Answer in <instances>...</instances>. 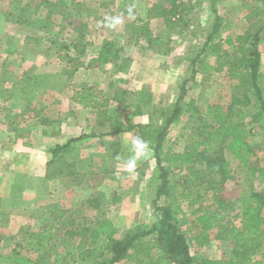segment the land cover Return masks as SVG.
Wrapping results in <instances>:
<instances>
[{
    "label": "rangeland",
    "instance_id": "1",
    "mask_svg": "<svg viewBox=\"0 0 264 264\" xmlns=\"http://www.w3.org/2000/svg\"><path fill=\"white\" fill-rule=\"evenodd\" d=\"M157 1L160 0H24L19 6H16L15 2L11 0H0L1 40L3 43H10V45L12 43L14 48L17 47L16 55H24L27 59L23 64L19 63V65L11 67L10 74L13 71V74L19 79L18 83H22L21 78L28 71L35 78L37 84L49 87L47 91L40 93L39 102L44 107L40 120L33 117L31 112H27L22 117L23 126L27 131L31 129L29 131L31 133L33 129L34 136L39 133L33 139L30 138L34 147H3V151L11 152V154H24L22 156L25 157L26 161L19 162V166L16 165L19 168L17 172L24 171L30 175L29 179L34 178V182L37 181L35 178L39 175L43 176L44 181L41 182L38 179L37 185L23 195L27 200L24 199L25 202L22 204L17 203L18 206L10 214H3V239L0 244V253L17 249L33 258L38 256L36 234L39 228L44 225L41 221L43 216L49 220L50 209L47 211L44 208L45 206L48 207V203H54L57 206L55 211H57L56 216L59 218L53 222L58 220L62 223L67 222L68 229L75 227L79 230L85 222H89L88 220L95 215L104 214L111 218L119 228L118 236H123L126 232L141 230L144 224L154 220L151 199L154 195L155 183L150 179L159 173V169L152 151L150 150V155L147 158H141L137 162L135 174L123 171L124 163L132 155L129 149L130 141L135 138L134 134H110L97 139H85L78 151L66 156L57 162L55 167L48 170L44 163L46 162V153H48L47 147H37V141L43 140V134L35 128H42V122L48 118V113H56L60 125H63V122H72L73 117L82 121L86 117V121L93 124L94 112L84 111L72 99L73 89L79 84H92L96 88H101L108 100L107 106L112 107L111 113L122 117L123 120L129 118L133 124L148 119V113L135 117H131V113L136 105L142 103L150 93L155 92L158 95L155 99L158 101V106L171 104L179 94L180 82L185 76L188 77L190 71L189 62L185 59L180 61V57L194 55L212 30L214 14L211 12V6L213 1L218 14L223 18V25L230 24L229 28H221L214 38L213 42L221 44L222 47H227L225 46L226 38L244 33L254 21L261 20L264 23V0H192L193 3L196 1L199 3L196 2V7L189 14L188 19L182 21L179 18H173L174 22L178 24L176 29L170 30L165 25L167 32L164 29L162 33H159L162 27L160 25L154 26L155 36L169 40L166 53L149 51L146 49V44L132 46L128 42V37L134 33L133 30H135L138 22L128 17V6L134 5V10L139 11L138 14L135 13V16H143L141 13L146 12L147 7L157 3ZM164 1L167 3L166 0ZM175 1L176 3L180 2V0ZM182 1L188 2L189 0ZM17 9L22 10L21 15L23 17H20L21 20L5 17L8 12ZM115 15H122L123 23L115 28L105 26V17ZM76 18L79 21L76 22L77 24H70L65 29L61 28L65 23L69 24L67 22H75ZM24 20L27 23L23 22ZM63 20L65 23L61 22ZM75 25L81 28V32L84 33L82 36L74 28ZM24 28L26 29L24 30ZM35 28L44 29L45 32H47L46 29H50L48 30L50 32L53 29L59 31V35L63 38L62 42L66 44H70V40L76 41L79 36L82 37L80 46H84L86 54L81 57L79 62L71 63L62 59V55H58V47L49 41L53 40L51 35L27 33L30 29L34 30ZM8 33H13L16 39L9 42L10 34L7 35ZM38 37L44 38L45 41H37ZM103 39L113 41L115 48L120 51L121 57L119 61H110L103 67L96 64L90 66L91 59L96 58ZM22 42L28 45L27 50L24 46L21 47ZM34 45L38 47V52L32 48ZM259 48L264 69V40L260 42ZM232 49L234 48L229 47L230 51ZM61 53L64 54V51ZM213 53L214 51L210 48L207 50L206 57L211 62L215 59ZM71 55L76 57L74 51H71ZM18 62L20 61L15 62V64ZM119 63L120 65L123 64V69H119ZM163 63H165L163 65L164 70L161 68L160 71H156V67L158 68L159 65L162 67ZM71 70H75L72 77L68 76L70 73L67 72ZM197 78L201 79L202 77L199 75ZM235 84L234 81L231 82L226 77L225 73H212L203 86L193 84L190 86L189 97H197L201 104L208 102L228 104L233 100L235 101L232 94V88ZM246 92L245 88L240 89V101L245 99L244 94ZM247 93L250 96V101L245 106L248 112V120L252 122V126L258 135L255 137L258 146L256 159L259 166L264 169V129L261 128L264 119L261 115L255 116L258 113V104L251 90ZM1 102L5 108L3 109V118L12 109L18 114L22 112L17 100L0 98V106ZM152 102L155 104L154 101ZM150 104L145 106V111L150 109ZM64 115H66L65 119H63ZM188 120V114L184 113L181 122L172 128L168 136V147L176 150L182 149L188 132L181 127ZM56 122L58 123V121ZM83 123L81 122L84 126ZM107 125L104 123L99 130L106 131ZM91 126L93 127V125ZM77 128H79L78 124ZM90 130L92 129H88L87 134L94 132ZM36 137H40V139L37 140ZM35 149H38L42 162H37L34 159L36 155L32 150ZM223 157L224 161L227 162L225 167L229 178L231 177L225 183L227 196L237 195L246 189L264 191V173L260 174L256 171L249 174L231 152L226 151ZM6 163V160L3 161L4 177L14 174L10 171H4ZM63 163L64 166H68V163L71 164L69 166H72L73 175L66 176L60 171V165ZM77 171L79 175H75ZM24 178L20 179L19 185L24 183L22 182ZM8 190L9 188L3 187V196L7 195ZM95 192L100 195L101 204H104V207L98 212L91 210L90 206L86 204V200ZM114 194L122 197L120 203H112ZM4 204V210L10 209L9 203ZM191 211V207L182 205L178 209L177 220L187 235L192 254L197 260L196 264H199V260L202 258H220L227 255L232 247L230 239L220 240L216 239L214 235H210V239L202 236L201 231L196 226L195 217L190 214ZM7 218L8 226L4 227ZM235 221L238 222V219L235 218ZM75 237L74 239L66 234L64 229L62 237L56 240L57 244L46 250L45 261L48 264H56L58 256L65 252L74 251L73 245L76 244L74 242H78L79 238ZM156 251L154 249V256H157ZM133 263V259L127 258L126 261L117 264Z\"/></svg>",
    "mask_w": 264,
    "mask_h": 264
},
{
    "label": "trees",
    "instance_id": "2",
    "mask_svg": "<svg viewBox=\"0 0 264 264\" xmlns=\"http://www.w3.org/2000/svg\"><path fill=\"white\" fill-rule=\"evenodd\" d=\"M166 1L167 6L164 0L154 3L148 9L147 16L148 19L162 18L170 30L176 29L178 25L173 18L182 21L188 19L197 2ZM214 5L213 1L211 12L214 19L207 39L194 55L180 57V61L185 59L189 62L190 71L188 77L185 76L180 82L177 98L168 106H158L153 104L154 100L149 94L142 101L145 103L137 104L131 113V117L148 113L146 122L133 124L129 118L123 120L122 117L115 116L107 106L106 96L93 85L79 84L73 89L72 99L75 103L92 110L104 123L109 124L111 131L99 134V137L132 133L135 137L140 136L149 142L159 169V173L150 179L155 183L151 199L154 220L144 224L141 230L126 232L123 236H118L119 228L104 214L95 215L79 230L75 227L68 229L67 222H53L59 218L55 211L57 206L48 203V207H43L47 211L50 209L49 220L43 216L41 221L44 225L36 234L38 256L33 258L12 249L7 253H0V264H48L45 261L46 250L57 244L56 240L62 237L64 229L72 238H79L78 242H74V251L58 256L56 264H117L127 258L133 259V264H196L197 260L192 254L187 235L177 220V212L182 205L192 208L190 214L195 217L196 226L202 236L210 239V235H214L216 239H230L232 242L227 255L220 258H202L199 264H264V191L246 189L237 195L227 196L225 183L231 177L229 178L225 167L227 162L223 157L226 151L231 152L249 174L256 171L264 173L256 159L258 146L255 137L258 135L252 122L248 120L245 107L250 101L247 92L251 90L258 104V113L255 116L261 115L264 119V69L259 48L260 42L264 40V23L261 20L254 21L244 33L226 38L227 47H222L221 44L213 42L214 38L221 28H229L230 24L223 25V18ZM20 17L18 21L21 20ZM135 19L141 23L134 31L135 38H145L155 52L166 53L169 40L164 41L154 36L150 31L149 21L138 17ZM77 20L76 18L75 22H67L69 24L63 20L61 22L65 25L61 28L77 24ZM23 22L27 23L25 20ZM74 28L80 36L84 34L80 27L75 25ZM59 34V31L54 30L49 34L53 40L47 37L51 44L58 47V55L61 54L62 59L71 63L79 62L86 54L84 46H80L82 37L79 36V41L70 40L71 46L63 43ZM41 40L45 41L44 38H37V41ZM229 47L234 49L230 51ZM209 48L215 54L213 62L206 57ZM71 51L75 52L76 57H72ZM120 57L115 43L104 39L96 58L91 59L90 66L96 64L103 67L110 61H119ZM123 68V64L119 63V69ZM67 72L72 77L75 70ZM212 73H225L231 82L236 83L232 88L235 101L228 104H201L197 97H189L190 86L198 85L197 74L202 75L205 83ZM33 78L28 71L21 78L22 83H18L19 79L16 78L5 98L17 100L22 116L31 112L33 117L40 120L44 109L39 102L40 93L47 91L49 87L37 84ZM241 88L247 91L242 101L239 99ZM148 104L150 109L145 111ZM184 113L188 114L189 120L181 129L186 130L188 135L182 149L176 150L168 147V136L172 128L181 122ZM42 123L46 124L47 120ZM261 128L264 129V123ZM94 136L95 134H81L70 138L66 143L56 145L46 163L47 169L50 170L57 162L78 151L84 139ZM69 165L71 164L60 165V171L66 176L73 175L72 166ZM75 175H79L78 171ZM22 182L27 184L25 187H29L32 180L26 177ZM121 201L122 197L114 194L112 203L118 204ZM86 204L97 212L104 207L96 192L86 200ZM154 249L157 250V256L153 255Z\"/></svg>",
    "mask_w": 264,
    "mask_h": 264
},
{
    "label": "crops",
    "instance_id": "3",
    "mask_svg": "<svg viewBox=\"0 0 264 264\" xmlns=\"http://www.w3.org/2000/svg\"><path fill=\"white\" fill-rule=\"evenodd\" d=\"M11 1L15 2L16 6H19V4L21 2H23L24 0H11ZM136 1H140V0H136ZM100 3H97V4H100ZM164 4L167 6V3H164ZM151 6L147 7L146 12H144V13L142 12L141 13V14H143V16L137 15V16H135V18L138 17V18L142 19L143 21H149V23H150L149 24V28H150V31H151V33L153 35L155 33L154 32L155 31V27H154L155 25H160L163 28V29L161 28L159 30L160 31L159 33H162L164 29L167 32V28L165 27V25H166L165 21L162 18H151V19H148V16H147L148 15V9ZM138 12L139 11H135L136 14H138ZM21 14H22V10L17 9L16 11L13 10L11 12H8L5 15V17L12 18V19L15 18L17 20L20 17ZM21 17H23V16L21 15ZM135 21H137V19H135ZM137 22H138L137 26L139 24H141L139 21H137ZM25 29L26 28H24V30ZM46 30H47V32H45L44 29L35 28L34 30L30 29L29 31H31V32L28 31L27 33L32 34V35L33 34L46 33L47 35H49L50 31H48V30H50V29H46ZM52 31H54V29L51 30V33H52ZM133 31H135V30H133ZM166 32H164V33H166ZM9 34L10 33H8L7 35H9ZM135 37H136L135 32L128 37V40H129L128 42L132 46H141L143 44H146V46H147L146 49H149V51L150 50L154 51L153 49H151L149 47V45L146 42L145 38H141V39L137 40ZM12 39H16L13 33L10 34L9 42H11ZM27 39H29V37H27ZM160 39H162L164 41H167V40H165L163 38H160ZM24 42H25V40H24ZM24 42H22L21 47L24 46V48L27 50L28 49V45L24 44ZM101 45H102V42H101ZM32 48H34L35 51L38 52V47L36 45H34ZM164 49H166V48H164ZM16 53H17V47L14 48V45H12V43H11V45H10V43H3V40H1V36H0V98H2V99H8V98H5V95L7 94V92L9 90L10 86L12 85V83H14L16 81V76L13 74V71H12V74H10V72H9L10 68L13 67L14 65H19V63L23 64V62H26L25 60H27L24 57V55L23 56H21V55L17 56ZM17 61H20V62H18V64H15V62H17ZM163 65H165V63L162 64V67H161V65H159L158 68L156 67V71H160L161 68H162V70H164V66ZM199 75H201V74H197L198 77H199ZM197 76H196V82L201 87L204 84L203 83V77L201 75L202 78L198 79ZM89 85H92V84H89ZM93 86H95V85H93ZM97 89L101 90V88H99V87H97ZM150 94L152 95L154 103L156 105H158V101L155 100L158 95H156L155 92L154 93H150ZM72 96H73V93H72ZM2 102H1V106H0V244L2 243V239H3L2 238L3 237V214L4 213H9L10 214L12 212V210L16 206H18L17 203H20V204H22V202L24 203L25 202L24 199L27 200V198L23 197V195H25L27 192H30L31 189L34 188L37 185L36 182L38 181V179L43 180V176L39 175L37 178H35L37 180L35 182H34V178L30 179V181L32 180V182H31V185L29 187L28 186L25 187L27 185L25 183H22L20 185L18 184L20 182L21 178H24V177H28L29 178L30 177V175L25 173L24 171L17 172L19 170V168L16 167V165L19 166V164H18L19 162L21 163V161H26L25 157L22 156L24 154H22V155H20V154L18 155V154H15V153L11 154V152L3 151V147H11V148H25V146L34 147L33 146L34 145L33 142H30V138L33 139L39 133H37L34 136V134H33L34 130L33 129H32V132H31L32 134L29 132L31 129H29L27 131L24 128L23 123H22L23 122L22 121L23 120L22 119L23 116L21 115V113L20 114H18L17 112L15 113L13 111V109L8 111L5 114V117L3 118V109H5V108H3V103ZM82 108L84 109V111L85 110H90V109H85L84 107H82ZM109 108L111 109V111H113L111 106H109ZM90 111H92V110H90ZM94 116L95 117H94L93 124L88 123L86 121V119H87L86 117L83 119V121L73 117L74 120H72V122H69V123L68 122H66V123L63 122V125H60L61 123H60V120H57L56 113H53V114H49L48 113V116H47L48 118L46 119L47 123L46 124H42V128L41 129L40 128H35L37 130L39 129L40 132L43 134L42 135L43 136L42 137L43 140L42 141H40V140L37 141V147L38 148L47 147L48 153H46L47 156L45 158L46 162H44L45 165H46L47 161L50 160L51 150L56 145L66 143L72 137H77V136H79L81 134H87L88 129H92L94 131V132H91L89 134H95L94 137H88V138H94V139L99 138L98 135L102 134L103 132L109 133L111 131V128H110L109 124L107 125L106 131L99 130V129H101V127H103L104 123H103L102 119H100L99 117H97L95 115V112H94ZM65 118H66V115L63 116V119H65ZM56 121H58V123ZM146 121L147 120H143L142 122H146ZM81 122L82 123L84 122L83 123L84 126L81 124ZM77 124L79 125V128H77ZM91 125H93V127ZM39 126H40V123H39ZM92 130H90V131H92ZM36 138H37V140L40 139V137H36ZM44 138H46V139H44ZM88 138H86V139H88ZM32 151H34V155H36V156H34V159L37 162H42V159H40V155H39L38 149H35V150H32ZM19 156H21V157H19ZM17 158H18V160H16ZM5 160L7 161V163H6L5 167H4L6 170L4 169V171H10L11 173H14L13 175H9L8 177H7V175L5 177L3 175V161H5ZM14 169H15V171H14ZM40 177H42V178H40ZM3 187L6 188V189L9 188V190H8L9 192H7L6 196H3ZM3 203H5L4 205H7L9 203L8 207H10V209L4 210ZM6 215H8V214H6ZM8 223L9 222H8V218H7V220L4 223V227H7Z\"/></svg>",
    "mask_w": 264,
    "mask_h": 264
},
{
    "label": "clouds",
    "instance_id": "4",
    "mask_svg": "<svg viewBox=\"0 0 264 264\" xmlns=\"http://www.w3.org/2000/svg\"><path fill=\"white\" fill-rule=\"evenodd\" d=\"M135 6L129 5L127 8V14L130 19H135ZM123 23V16H106L105 26L109 28H115L117 25ZM130 152L132 155L126 160L123 166V171L129 174H135L137 168V162L141 158H147L150 155L149 142L140 136H136L130 141Z\"/></svg>",
    "mask_w": 264,
    "mask_h": 264
}]
</instances>
